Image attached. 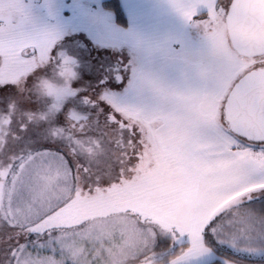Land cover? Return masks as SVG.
Masks as SVG:
<instances>
[{
	"label": "rangeland",
	"instance_id": "374dc122",
	"mask_svg": "<svg viewBox=\"0 0 264 264\" xmlns=\"http://www.w3.org/2000/svg\"><path fill=\"white\" fill-rule=\"evenodd\" d=\"M70 4L0 0V264H61V255L22 252L49 234V246L68 248L76 264H150L162 254H179L186 245L174 242L186 229L179 221L193 224L182 222L190 213L178 203L192 197V188L186 161L170 140L182 137L190 148L187 133L195 125L183 123L182 108H165L162 119L125 108L124 101L137 100L124 91L134 72L130 51H142L101 33L87 3L80 4L94 27L72 33L60 19L71 15ZM217 27L205 20L190 25L164 50L203 63L205 83L188 115L203 113L227 129L221 111L226 93L244 71L264 66V54H235L224 22L221 33ZM65 57L72 59L74 80L61 73ZM41 77L62 85L55 98L37 90ZM56 147L64 148L67 163L47 151ZM66 186V196H57ZM40 211L50 213L39 217ZM152 211L169 213L172 221L154 223ZM157 238L168 246L158 247Z\"/></svg>",
	"mask_w": 264,
	"mask_h": 264
},
{
	"label": "crops",
	"instance_id": "0c3cea01",
	"mask_svg": "<svg viewBox=\"0 0 264 264\" xmlns=\"http://www.w3.org/2000/svg\"><path fill=\"white\" fill-rule=\"evenodd\" d=\"M101 1L80 3L91 5L88 10L94 11L92 20L101 33L130 47L141 45L146 54L124 89L137 100H126L123 106L148 119L165 118V108H182L186 114L183 123L195 125L194 132L187 133L192 137L190 148L182 137L176 140L166 134L186 161L185 176L190 178L192 197L178 204L190 213L182 222L190 220L193 224L184 227L179 221V228H186L179 233L186 245L167 264H206L213 260L241 264L222 257L219 251L247 259L264 258V145L238 139L211 117L202 118L206 117L203 113L202 117H190L188 110L197 107L205 83L204 65L194 57L164 50L176 45L173 39L182 30L199 26L204 20L217 25L220 32L229 0H118L126 17L125 26L113 21L112 12L99 6ZM219 32L217 40L223 41ZM195 49L189 53H198ZM130 52L134 62L137 53ZM170 215L152 211L157 224L171 222Z\"/></svg>",
	"mask_w": 264,
	"mask_h": 264
},
{
	"label": "water",
	"instance_id": "95a60500",
	"mask_svg": "<svg viewBox=\"0 0 264 264\" xmlns=\"http://www.w3.org/2000/svg\"><path fill=\"white\" fill-rule=\"evenodd\" d=\"M224 26L237 55L252 58L264 54V0H229ZM222 116L233 134L248 141H264V66L237 78L224 98Z\"/></svg>",
	"mask_w": 264,
	"mask_h": 264
},
{
	"label": "trees",
	"instance_id": "16d2710c",
	"mask_svg": "<svg viewBox=\"0 0 264 264\" xmlns=\"http://www.w3.org/2000/svg\"><path fill=\"white\" fill-rule=\"evenodd\" d=\"M99 6L102 8V9H107V10H110L112 12V16H113V21L115 23H117L118 25H121V26H125L127 24V21H126V17L122 11V8L120 6V3L118 0H102L100 3H99ZM137 47L138 50L141 51L140 47L138 46H135ZM142 56V52H138L137 53V58L134 62V65H133V69L135 70L136 66L139 64V62L141 61V57ZM132 69V70H133ZM121 90V89H120ZM119 90V91H120ZM238 138V136H236ZM241 137H239L238 139H240ZM241 140H244L243 138H241ZM247 142V140H244ZM64 149V148H63ZM62 148L60 147H56V148H53V149H48L47 151H50V155L53 156V157H57L59 158L60 160H63L64 162L67 163V160H64L65 158H63L62 156L65 154V150H63ZM58 152V153H57ZM52 159V157H51ZM68 159V158H67ZM49 160V159H48ZM73 163H71V166H72ZM75 165V164H74ZM67 184H69L67 182ZM61 185V184H59ZM68 190H70V186H66V188H61V191L60 190H56L57 193L59 192V195L57 194V196H61V197H64L66 196V194L68 193ZM59 204L56 203L53 207H58ZM50 210V209H49ZM50 211H40V216H43V215H49ZM56 233V232H55ZM63 233H66V232H63ZM50 235V234H49ZM48 235V236H49ZM62 238L64 237V234H62ZM48 236H45L44 238H47ZM44 238H42L41 240H36V241H33V242H29V243H26L25 245H23L22 247V252H26V250L28 252L32 251L33 253L36 252V248H37V253L38 255H45V253L47 255L49 254H52L55 258H59L60 255L61 257H63V259L61 260V262H58V263H61V264H76L74 260H72L69 256L73 257L72 255H68L67 254V251L68 248H66L65 250H62L61 248L57 247V251L52 249L49 245H51L52 243H48L47 240H44ZM185 240L184 237L180 236V237H177V239L174 240V242H176L175 245L179 246V245H182V244H185V242H183ZM58 243L60 241H57ZM61 243V242H60ZM156 243H157V246L158 247H161L162 249L165 247L168 246V240L165 239V238H157L156 239ZM56 246H59V244L56 243ZM61 249V250H60ZM219 254L226 258V259H230V260H233V261H236V262H239L241 264H264V258H261V259H247V258H243V257H239V256H235L229 252H224V251H219ZM178 255V253H173L172 256H170L169 254H162L161 257H158L155 261L151 262L150 264H167L171 259L172 257H176ZM206 264H222L219 260H213V261H210Z\"/></svg>",
	"mask_w": 264,
	"mask_h": 264
},
{
	"label": "snow or ice",
	"instance_id": "6c2138e0",
	"mask_svg": "<svg viewBox=\"0 0 264 264\" xmlns=\"http://www.w3.org/2000/svg\"><path fill=\"white\" fill-rule=\"evenodd\" d=\"M71 15L67 17L61 16L60 19L65 27L70 28L72 33L89 32L93 29V25L88 19L86 9L80 4V0H72V4L66 5ZM0 96H5L4 87L0 86ZM206 251V249H205Z\"/></svg>",
	"mask_w": 264,
	"mask_h": 264
},
{
	"label": "clouds",
	"instance_id": "9594fccd",
	"mask_svg": "<svg viewBox=\"0 0 264 264\" xmlns=\"http://www.w3.org/2000/svg\"><path fill=\"white\" fill-rule=\"evenodd\" d=\"M61 73L66 80H74L76 78L75 68L70 57H65L62 60ZM36 87L41 94L55 98L62 85H58L47 78L41 77Z\"/></svg>",
	"mask_w": 264,
	"mask_h": 264
}]
</instances>
